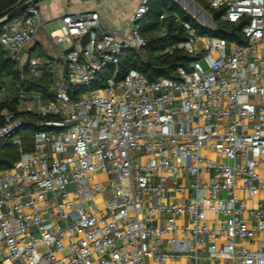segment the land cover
<instances>
[{
	"label": "built area",
	"instance_id": "2783aa9c",
	"mask_svg": "<svg viewBox=\"0 0 264 264\" xmlns=\"http://www.w3.org/2000/svg\"><path fill=\"white\" fill-rule=\"evenodd\" d=\"M41 3L0 31L34 72L40 61L23 51L45 24ZM209 5L243 24L245 42L186 25L177 47L196 59L154 82L134 69L119 77L123 52L146 46L148 0L125 31L99 8L62 16L50 37L70 47L54 98L17 108L51 119L0 170V264H264V0ZM24 122L0 109V140Z\"/></svg>",
	"mask_w": 264,
	"mask_h": 264
},
{
	"label": "trees",
	"instance_id": "16d2710c",
	"mask_svg": "<svg viewBox=\"0 0 264 264\" xmlns=\"http://www.w3.org/2000/svg\"><path fill=\"white\" fill-rule=\"evenodd\" d=\"M208 12L215 24V29L201 25L187 10L173 0H148L149 10L140 23L141 35L146 46L140 49L125 50L119 64V77L130 70H137L149 82L162 78H177L179 67H188L196 57L177 46L189 37V28L201 37H220L231 42L244 43L243 24L226 23L221 20L222 11L209 5V0H193ZM18 7L17 0H0V19ZM20 13L18 16H20ZM17 16V17H18ZM3 25L0 26L2 31ZM235 31V33H233ZM43 56V53L40 54ZM66 66L64 68V75ZM56 72L52 62H43L34 72L28 65L20 66L11 59L0 45V95L4 99L0 109L13 111L17 118L25 122L16 132L21 144L13 142V136L0 140V170L12 168L20 159V148L24 152L34 150V135L44 129L39 123L47 119L35 112H18L21 102L32 103L37 97L43 103L54 98Z\"/></svg>",
	"mask_w": 264,
	"mask_h": 264
},
{
	"label": "crops",
	"instance_id": "0c3cea01",
	"mask_svg": "<svg viewBox=\"0 0 264 264\" xmlns=\"http://www.w3.org/2000/svg\"><path fill=\"white\" fill-rule=\"evenodd\" d=\"M41 4L45 24L39 30L32 43L23 51L24 61L27 63L29 58H36L40 61V64L52 62L55 72L59 63V65H63V75L66 66L65 54L70 45L66 43L62 48L57 47L52 42L50 34L46 32L45 26L55 24L58 25L56 28L58 29L62 25V16L65 13L99 8L104 21L110 28H118L121 31H125L128 27L129 18L138 4V0H43ZM41 53H43V56H40ZM170 199L177 201L182 200L183 197L174 195L170 196ZM173 264H181V262ZM203 264L212 263L204 260Z\"/></svg>",
	"mask_w": 264,
	"mask_h": 264
},
{
	"label": "water",
	"instance_id": "95a60500",
	"mask_svg": "<svg viewBox=\"0 0 264 264\" xmlns=\"http://www.w3.org/2000/svg\"><path fill=\"white\" fill-rule=\"evenodd\" d=\"M43 0H29L21 5H19L14 11H12L10 14L2 17L0 19V26L5 25L7 23H9L10 21H12L14 18H16L20 13H22L23 11H25L29 6L34 5L35 3L38 2H42ZM174 2L178 3L177 0H173ZM189 3L193 2V0H187ZM195 3V2H194ZM180 5V3H178ZM197 4V3H196ZM198 6H200L199 4H197ZM182 7V5H180ZM201 8V6H200ZM185 9V8H184ZM186 10V9H185ZM189 12V11H188ZM190 13V12H189ZM192 14V13H190ZM203 14L206 16V18H210L209 23L207 25L202 24L197 18H195V16L193 15V17L203 26L208 27L209 29H215V26L213 25V20L210 16V14H208L205 10H202L201 16H203ZM201 16H199L198 18H200ZM233 33H235V31H233Z\"/></svg>",
	"mask_w": 264,
	"mask_h": 264
},
{
	"label": "bare ground",
	"instance_id": "6f19581e",
	"mask_svg": "<svg viewBox=\"0 0 264 264\" xmlns=\"http://www.w3.org/2000/svg\"><path fill=\"white\" fill-rule=\"evenodd\" d=\"M177 1L178 3H180V5H182L183 8H185L187 11L192 13V15H194L202 24L207 25L209 23V21L206 22L207 18L204 14L203 16H201L202 13L201 8L196 3L194 2L189 3L187 0H177ZM199 16L201 17L198 18Z\"/></svg>",
	"mask_w": 264,
	"mask_h": 264
},
{
	"label": "rangeland",
	"instance_id": "374dc122",
	"mask_svg": "<svg viewBox=\"0 0 264 264\" xmlns=\"http://www.w3.org/2000/svg\"><path fill=\"white\" fill-rule=\"evenodd\" d=\"M203 10V9H202ZM201 10V11H202ZM208 13V12H207ZM209 14V13H208ZM192 15V14H191ZM193 16V15H192ZM196 18V17H195ZM210 20V18H207V20H206V22L207 21H209ZM213 22V21H212ZM213 25L215 26V24H214V22H213ZM58 27V25H55V24H49V25H46L45 26V30H46V32L48 33V34H50L53 30H55L56 28ZM231 42V41H230ZM66 44V43H65ZM228 49H229V47H228ZM44 61H45V59H44ZM201 63H202V65L205 67V68H207V65H206V62H205V60H201ZM62 73H63V65H59V63H58V66H57V69H56V75H57V78H61L62 77ZM30 105H33L34 103L32 102V103H29ZM225 195H226V193H225Z\"/></svg>",
	"mask_w": 264,
	"mask_h": 264
}]
</instances>
